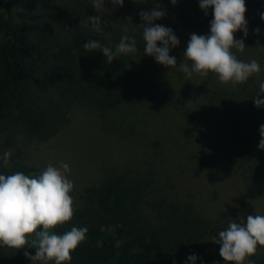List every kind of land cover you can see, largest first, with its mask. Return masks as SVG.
I'll return each instance as SVG.
<instances>
[{"label": "trees", "instance_id": "obj_1", "mask_svg": "<svg viewBox=\"0 0 264 264\" xmlns=\"http://www.w3.org/2000/svg\"><path fill=\"white\" fill-rule=\"evenodd\" d=\"M92 3L0 0V174L40 173L28 163L29 150L58 138L73 110H86L99 118L97 144L116 152L103 158L98 178L72 190L74 215L53 229L88 228L70 264H192L193 254L195 264H226L212 238L244 213L243 203L204 215L195 185L224 172L248 193L263 187L264 105L254 99L264 100V0H245L248 34L234 33L245 50L231 49L239 60H256L261 71L235 85L211 72L187 79L176 70L190 34H210L213 9L205 14L199 0H124L122 7L104 0L99 11ZM156 7L166 15L153 23L180 41L169 53L176 69L144 54L140 13ZM97 15L99 31L87 20ZM125 35L137 51L111 64L102 51L83 48L97 40L115 50ZM25 248L0 247V264H25V251L35 254L30 243ZM247 259L264 264V252Z\"/></svg>", "mask_w": 264, "mask_h": 264}, {"label": "clouds", "instance_id": "obj_2", "mask_svg": "<svg viewBox=\"0 0 264 264\" xmlns=\"http://www.w3.org/2000/svg\"><path fill=\"white\" fill-rule=\"evenodd\" d=\"M175 5L177 0H171ZM114 5L123 6L124 0H112ZM104 0H93L92 7L99 11ZM200 8L207 14L213 9L210 22V34H190V39L183 53L184 61L176 69V57L170 56V50L180 41L171 28L153 22L163 18L166 11L159 7L140 13L144 21V54L155 58L156 62L176 69L191 79L193 73L206 77L209 72L216 74L222 83L243 84L253 74L261 71L256 60L244 62L231 51L236 48L245 50L243 39L235 40L234 33L242 31L247 36L245 19V0H199ZM264 20V14H261ZM94 30L99 31L101 17H88ZM124 31L128 29L125 27ZM257 33L259 29L255 30ZM158 42L162 46H158ZM83 48L92 52L102 51L106 62L111 64L121 54L137 51L136 40L127 35L122 36L115 50L104 46L100 41L88 40ZM260 93H264V82L259 84ZM254 99L257 107L264 105V100ZM258 148L264 150V125L260 126ZM13 150L4 153V163H9ZM63 172L49 164L40 173L25 175L15 172L11 175L0 174V247L26 249L31 244L35 255L25 251L33 264H70L73 252L86 239L88 228L73 226L70 231L57 234L53 229L71 221L74 215V201L70 193L74 182L64 173L70 168L62 163ZM39 229V230H38ZM30 237H34L29 239ZM212 241L220 245L219 255L226 264H254L247 258L256 254L258 246H264V215H248L243 219H231L225 230L219 231ZM195 264L196 255L187 258Z\"/></svg>", "mask_w": 264, "mask_h": 264}, {"label": "rangeland", "instance_id": "obj_3", "mask_svg": "<svg viewBox=\"0 0 264 264\" xmlns=\"http://www.w3.org/2000/svg\"><path fill=\"white\" fill-rule=\"evenodd\" d=\"M57 6L60 5L57 4ZM96 119L99 120L86 110H73L69 117L70 123L58 138L50 144L29 150L28 163L41 170L51 164L62 172L61 164L65 163L69 166L70 172L64 174L74 182L73 189L88 185L101 175L97 170L101 162H105L103 158H111L116 152L114 148L104 152L103 145L97 144L95 132L98 129V120ZM0 163H2L1 154ZM243 186V183L232 174L208 173L195 185L198 195L199 190L201 192L196 203L202 210L200 211L208 216L217 214L228 205L239 202L238 200L242 201L244 206V213L239 219L244 218L246 221L248 215H264V183L262 189L255 193L251 191L248 193ZM260 252H264V246H258L256 254ZM25 264H33V262L28 258Z\"/></svg>", "mask_w": 264, "mask_h": 264}]
</instances>
